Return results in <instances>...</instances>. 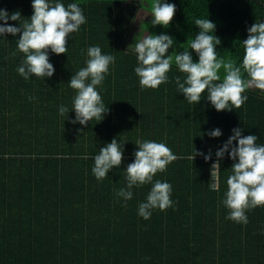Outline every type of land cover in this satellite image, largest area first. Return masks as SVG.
I'll return each mask as SVG.
<instances>
[{
  "label": "trees",
  "instance_id": "1",
  "mask_svg": "<svg viewBox=\"0 0 264 264\" xmlns=\"http://www.w3.org/2000/svg\"><path fill=\"white\" fill-rule=\"evenodd\" d=\"M63 2H79L87 23L67 53L51 54L52 78L25 80L17 71L24 58L18 37H0V264H264V206L247 212L246 225L225 218L229 209L220 202L233 164L227 156L218 187L210 186L215 152L233 128L264 143V93L248 90V101L230 111H217L203 95L200 104H189L176 87L175 76L184 74L175 65L169 82L141 88L136 55L125 43L142 0ZM170 2L177 11L166 31L178 44L199 31L195 18L209 16L222 41L219 55L238 63L247 28L264 19V0ZM0 8L25 19L33 12L31 0H0ZM97 44L116 56L100 86L110 112L100 122L74 125L75 112L62 117L58 109H71L75 90L67 82ZM216 127L223 135L207 136ZM114 137L125 142L124 160L97 180L92 157ZM138 138L165 142L178 157L155 177L172 184L174 205L153 210L148 220L138 205L151 185L135 188L126 203L115 198L127 185L122 169L134 160ZM201 152H211L212 160Z\"/></svg>",
  "mask_w": 264,
  "mask_h": 264
},
{
  "label": "clouds",
  "instance_id": "2",
  "mask_svg": "<svg viewBox=\"0 0 264 264\" xmlns=\"http://www.w3.org/2000/svg\"><path fill=\"white\" fill-rule=\"evenodd\" d=\"M31 3L33 12L26 19L19 10L9 13L6 8H0V37H7V34L18 37L17 49L24 54V58L17 71L25 80L33 75L52 78L56 68L50 60L51 54L68 52L69 41L87 23V17L79 2L65 5L63 0H31ZM176 11L177 5L170 0H152L150 24L167 29ZM9 21H17L18 25ZM194 25L199 31L179 44L176 37L167 31L155 33L148 30L147 34L139 33L134 38L127 51L131 49L136 55L134 70L141 88L155 89L169 82L168 73L175 65L184 74L175 76L176 87L189 104H200L203 95V100L210 101L217 111H230L248 101V90H264V19L257 18L247 28V38L240 41L244 55L239 63L219 55L217 46L222 41L216 34V23L209 16L195 18ZM169 49L172 51L169 52ZM86 54V66L73 72L67 82L75 90L71 109L64 104L58 109L62 117L74 111L71 123L84 127L90 121L104 120L105 114L110 112L100 86L110 73V66L116 63V56L103 52L98 44L90 45ZM222 68L223 77L220 75ZM28 99L31 101L35 97L29 96ZM80 131L84 132L83 127ZM243 133L244 128H233L227 141L216 150L210 186L218 187L221 161L227 156L233 164L226 179L227 190L220 203L229 209L226 219L246 225L249 223L247 212L264 206V143H258L260 138L254 133ZM222 135L219 127L207 132L209 137ZM134 143L137 145L134 160L122 169L127 185L115 190V198L126 203L133 199L135 188L151 185L146 199L138 205V215L148 220L153 210H166L174 205L172 184L155 177L158 172H165L178 157L165 142L138 138ZM124 144V141L114 137L92 157L94 165L91 171L97 180H103L110 170L121 166L125 155ZM200 154L206 160H212L211 152Z\"/></svg>",
  "mask_w": 264,
  "mask_h": 264
},
{
  "label": "rangeland",
  "instance_id": "3",
  "mask_svg": "<svg viewBox=\"0 0 264 264\" xmlns=\"http://www.w3.org/2000/svg\"><path fill=\"white\" fill-rule=\"evenodd\" d=\"M150 14H151V4L149 3V0H142V6L139 8L138 14L136 15V18L128 33V37L125 43L126 48H128L129 45L134 43V38L138 36L139 33H141V35L147 34L148 30L149 32H155V33L166 31V29L161 25L153 27L150 24V20H151ZM223 71L224 70H220V72Z\"/></svg>",
  "mask_w": 264,
  "mask_h": 264
},
{
  "label": "crops",
  "instance_id": "4",
  "mask_svg": "<svg viewBox=\"0 0 264 264\" xmlns=\"http://www.w3.org/2000/svg\"><path fill=\"white\" fill-rule=\"evenodd\" d=\"M250 90H251V91L258 92L259 94L264 93V90H259V89H255V88L250 89Z\"/></svg>",
  "mask_w": 264,
  "mask_h": 264
}]
</instances>
